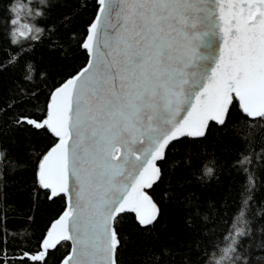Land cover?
Segmentation results:
<instances>
[{
  "label": "snow or ice",
  "instance_id": "1",
  "mask_svg": "<svg viewBox=\"0 0 264 264\" xmlns=\"http://www.w3.org/2000/svg\"><path fill=\"white\" fill-rule=\"evenodd\" d=\"M55 2L39 0L36 14L47 19L43 9ZM31 31L25 25L18 35ZM37 32L48 36L50 49L64 48L56 23ZM78 47L90 58L82 70L51 86L39 118L27 107L11 117L12 126H31L51 137L30 155L36 157L37 187L61 199L65 210L35 247L26 245L27 229L13 232L6 227L7 214L0 217V264H49L53 252L67 247L65 241L70 250L58 264H118L119 216L134 213L145 227L157 221L161 209L148 190L163 179L173 142L204 138L211 122L226 125L233 108L241 118L231 130L246 149L264 128V0H96V14ZM19 60L9 52L0 67H15ZM21 72L25 82L33 81V62L26 60ZM39 76L47 79L45 72ZM15 92L18 98L0 109V118L35 97L19 82ZM0 155L6 158V150ZM212 163L203 164V178L214 175ZM250 163L242 151L234 165L248 176L237 219L252 199L246 194L254 186ZM8 164L12 170L23 167ZM162 253L169 256L165 264H175L167 248ZM239 259L236 252L234 260ZM160 260L150 250L144 264Z\"/></svg>",
  "mask_w": 264,
  "mask_h": 264
},
{
  "label": "trees",
  "instance_id": "2",
  "mask_svg": "<svg viewBox=\"0 0 264 264\" xmlns=\"http://www.w3.org/2000/svg\"><path fill=\"white\" fill-rule=\"evenodd\" d=\"M39 10V0H0V59L7 60L9 52L20 55L15 67H0V109L18 98L17 82L26 92L35 94L4 111L0 118V152L6 150V158L0 155L4 161L0 167V217L7 214L6 227L13 232L27 229L30 237L26 238V245L33 247L65 210L64 202L50 197L49 190L37 187L36 157L30 155L48 145L51 137L31 126L14 127L11 117L17 109L27 107L38 119L40 109L49 102L51 86L76 74L87 63L88 54L78 44L96 14V0H56L50 8L43 9L47 19L36 14ZM66 16L70 17L66 25L60 23ZM53 23L57 24L56 34L63 49H50L48 36L37 32ZM25 25L32 31L19 36L18 30ZM71 33L77 35L69 42ZM12 40L17 43H11ZM26 60L35 66L33 81L22 79L21 66ZM40 72L47 74L46 80L40 78ZM240 118V112L233 108L225 126L212 122L204 138L194 142L181 138L179 143L171 144L162 165L163 179L148 190L161 214L153 225L146 227L138 223L135 214H120L118 232L123 245L118 251V264H144L150 250L161 255L159 264H165L169 256L163 255L164 248L175 264H264V128L257 129L251 148L246 149L231 130ZM260 123L264 124V120ZM242 151L250 155L251 163L246 166L254 186L246 193L252 199L245 215L237 219L241 193L245 192L242 185L248 182L247 174L234 167ZM189 160L190 163L185 162ZM8 161L23 167L12 170ZM172 161L180 163L172 168ZM206 162H213L210 166L214 175L203 178L202 166ZM20 243L17 238L15 244ZM62 243L67 247L53 252L49 264H58L68 254L70 243ZM8 250L13 251L12 239L8 240ZM236 252L240 254L239 260H234ZM257 257L261 259L258 261Z\"/></svg>",
  "mask_w": 264,
  "mask_h": 264
},
{
  "label": "water",
  "instance_id": "3",
  "mask_svg": "<svg viewBox=\"0 0 264 264\" xmlns=\"http://www.w3.org/2000/svg\"><path fill=\"white\" fill-rule=\"evenodd\" d=\"M89 56V55H88ZM90 58V57H89ZM82 70V69H81ZM212 123V122H211ZM215 123V122H214ZM134 214V213H133ZM70 244H71V242L70 241H68Z\"/></svg>",
  "mask_w": 264,
  "mask_h": 264
}]
</instances>
